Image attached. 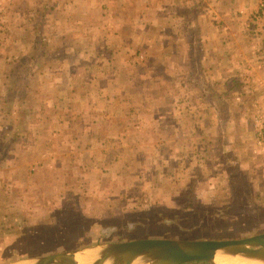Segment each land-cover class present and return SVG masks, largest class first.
Listing matches in <instances>:
<instances>
[{
    "label": "crops",
    "instance_id": "crops-1",
    "mask_svg": "<svg viewBox=\"0 0 264 264\" xmlns=\"http://www.w3.org/2000/svg\"><path fill=\"white\" fill-rule=\"evenodd\" d=\"M22 1L17 36L0 23V62L20 55L30 65L48 54L69 68L18 72L31 80L25 95L8 66L0 70V136L15 129L17 140L1 175L10 178L16 160L23 172L43 162L19 187L55 191L15 204L75 196L81 214L100 221L108 208L144 213L183 189L219 188L229 166L245 169L254 138L246 110L264 88V0ZM31 1L48 6L44 20ZM41 124L55 126L49 135L60 145L36 141L30 129ZM205 161L217 177H200Z\"/></svg>",
    "mask_w": 264,
    "mask_h": 264
},
{
    "label": "rangeland",
    "instance_id": "rangeland-1",
    "mask_svg": "<svg viewBox=\"0 0 264 264\" xmlns=\"http://www.w3.org/2000/svg\"><path fill=\"white\" fill-rule=\"evenodd\" d=\"M22 4V0H0V23L10 21L8 28L13 37L17 36L16 26L21 22L20 18H23V16L17 17L16 13L19 12L18 8H21ZM29 4L33 9L40 7L41 10L43 9L39 11V20H44L45 13H49L48 6L44 8L37 5L40 6L37 7L33 1ZM29 16L30 14L25 18H30ZM51 48L60 50L58 45ZM45 57L47 58L35 63L31 61L29 65L28 60L25 64L20 55H14L11 60L0 62V70L8 66L11 86L14 88L19 86L20 91L25 87L23 93L25 95L28 93L31 80L29 76L24 77L23 73L17 75L18 72L27 70V67L28 71L33 69L60 71L69 68V59L48 61V54ZM260 60L264 63V55ZM52 75L48 74L46 79L55 77ZM246 82L244 85L248 84ZM240 85L238 84L236 88L238 89ZM263 97L264 88L259 96L252 99V110H246L249 119L246 128L254 138L250 154L245 158V169L241 170L237 164L229 166L231 173L228 175L223 173L219 178L220 181H214L219 188L209 189V191L195 187L186 188L185 191L184 189L181 191V195L178 191L176 202L172 201L171 205L155 203L152 208L146 207L148 211L144 213L138 209L130 214L113 212L108 208L103 215L104 219L100 221L87 219L81 214V206L73 204L76 200L75 196H70V200L68 196L67 204L17 205L13 201L26 202L28 198H33L39 192L37 188L24 190L19 187V183H22L24 187L28 186L33 174L40 169L43 162L38 161L39 163L36 164L29 162L25 172L15 168L17 160L8 164L7 166L12 169L10 178L5 179L0 172V264H13L101 242H121L139 238L223 240L240 239L264 233V138L262 137L264 129L262 121H256L258 116L263 115L259 112L260 108L257 107L256 101ZM53 128L55 126L41 124L35 125V129L30 131L35 130V139L40 144H48L55 139V142L60 145L57 137L55 135L53 137L52 132L56 133ZM12 132H15V129ZM12 132L8 131L0 136V155L4 154V158L0 156V171L3 169V162L7 159L14 160V158H7L5 154L7 149L17 144V140H13L15 133L13 135ZM21 143L18 142L19 145ZM205 163L200 169V177H217L216 168L208 165L207 161ZM62 164L69 165L66 159H63ZM63 175L67 177H63L61 184L69 179V171L62 170L59 176ZM53 192L55 191L50 192L49 188H41L39 195L44 199ZM64 194L65 191L59 192L58 195L63 197ZM80 195L82 193L78 196ZM188 264L210 263L193 261Z\"/></svg>",
    "mask_w": 264,
    "mask_h": 264
},
{
    "label": "water",
    "instance_id": "water-1",
    "mask_svg": "<svg viewBox=\"0 0 264 264\" xmlns=\"http://www.w3.org/2000/svg\"><path fill=\"white\" fill-rule=\"evenodd\" d=\"M87 250L93 258L88 264H216L218 254L238 261L264 264V233L240 239L185 240L139 238L121 242H101L23 260L29 264H82L78 255ZM112 259V260H111ZM21 262V261H18Z\"/></svg>",
    "mask_w": 264,
    "mask_h": 264
},
{
    "label": "bare ground",
    "instance_id": "bare-ground-1",
    "mask_svg": "<svg viewBox=\"0 0 264 264\" xmlns=\"http://www.w3.org/2000/svg\"><path fill=\"white\" fill-rule=\"evenodd\" d=\"M93 251H96V250H87L86 252L79 254L78 260L80 261V263L88 264V261H86V259H89L91 256L92 257L90 259L93 258V256H94V255H92ZM215 262H216V264H241L238 261L230 259L226 255L221 254V253L216 256ZM13 264H29V263L26 261H21V262H17V263H13ZM242 264H253V263L247 262V261H242Z\"/></svg>",
    "mask_w": 264,
    "mask_h": 264
},
{
    "label": "built area",
    "instance_id": "built-area-1",
    "mask_svg": "<svg viewBox=\"0 0 264 264\" xmlns=\"http://www.w3.org/2000/svg\"><path fill=\"white\" fill-rule=\"evenodd\" d=\"M263 6H264V4H261V7H263ZM256 102H257V107L260 108L259 112L263 113L262 116L260 115V116L257 117L256 121H258V120L262 121L263 129H264V97L258 99ZM256 110H257V108H256ZM262 137L264 138V136H262ZM259 143L262 145V142H261L260 139H259Z\"/></svg>",
    "mask_w": 264,
    "mask_h": 264
}]
</instances>
